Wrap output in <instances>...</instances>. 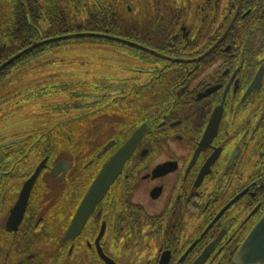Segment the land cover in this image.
Listing matches in <instances>:
<instances>
[{"label": "flooded vegetation", "instance_id": "af4514ba", "mask_svg": "<svg viewBox=\"0 0 264 264\" xmlns=\"http://www.w3.org/2000/svg\"><path fill=\"white\" fill-rule=\"evenodd\" d=\"M35 1L28 26L21 14L18 27L0 20V64L33 41L117 36H48L64 17L46 6L65 0H38L42 12ZM159 1L173 32L160 36L163 18L124 31L144 48L120 42L119 75L94 62L78 80L43 76L55 82L32 98L57 112L41 123L2 131L18 109L17 93L2 86L43 68L61 39L0 70V264H264V0ZM136 130L96 201L99 172Z\"/></svg>", "mask_w": 264, "mask_h": 264}, {"label": "rangeland", "instance_id": "374dc122", "mask_svg": "<svg viewBox=\"0 0 264 264\" xmlns=\"http://www.w3.org/2000/svg\"><path fill=\"white\" fill-rule=\"evenodd\" d=\"M138 1L139 6L135 7L131 3L132 11H124V15L122 14L119 27L113 30L117 36L122 35V31L127 32L131 28L148 30L162 22L163 11L159 0ZM183 18L186 17L184 16ZM56 44H58L56 48L47 51L40 58V60L46 62L43 68H29L25 72L26 78L24 81L2 86L3 91L16 92L18 102L16 105L18 109L14 119L8 117L1 122L2 131H6L9 128L22 130L30 125L34 126L35 124L41 123L49 113L57 112V110L46 109L42 105L46 99L32 98L36 97L34 93L40 91V87L55 82L52 79L42 78L43 76L55 73L59 78L61 75L64 81L78 80L84 75H88H83L80 72L83 67L93 66L94 62H102L101 64L107 62L113 66V69L118 67L117 71H113V75H119L121 71L120 67L125 64L124 45L116 40L82 36L61 39ZM54 62H59V64ZM59 78H56V82H58ZM24 93H29L30 98L20 101L19 98Z\"/></svg>", "mask_w": 264, "mask_h": 264}, {"label": "trees", "instance_id": "16d2710c", "mask_svg": "<svg viewBox=\"0 0 264 264\" xmlns=\"http://www.w3.org/2000/svg\"><path fill=\"white\" fill-rule=\"evenodd\" d=\"M38 5V11L42 12L43 6L42 3L38 0L35 1ZM80 7L79 9L75 8L73 0H65L64 4L58 8L52 9V6L57 5L55 3H51L47 5V12L49 15H55L56 17L63 16L64 19H53L55 25L58 26L59 33L55 32L49 35H56L61 33H69L71 31L78 30H92L97 31L101 29H107L110 32L116 27H119V23L122 19V14L124 15V11L126 10V3H129L131 8L133 5L135 7L139 6L138 0H79ZM163 6L168 5V2H163ZM30 4L28 0H0V20L6 19V23H2L4 26L10 27H18L20 25L16 24L17 21L15 19V14H21V22L24 23L25 26H28V22L26 19V15L30 12ZM162 18L166 21L165 28L160 32V36H169L173 32L172 21L175 17L169 18V11L163 9ZM52 23V21H50ZM162 23V22H161ZM160 23V24H161ZM171 24V25H170ZM55 25H51L52 28ZM158 27L160 25H157ZM50 32V31H49ZM122 35H119L124 38V31H122ZM7 36V35H6ZM4 36V37H6ZM26 35H22L25 37ZM10 37V35H8ZM17 39V38H16ZM19 43L18 39L16 45ZM28 42H21L19 45L24 46ZM14 50L10 52L13 53Z\"/></svg>", "mask_w": 264, "mask_h": 264}, {"label": "water", "instance_id": "95a60500", "mask_svg": "<svg viewBox=\"0 0 264 264\" xmlns=\"http://www.w3.org/2000/svg\"><path fill=\"white\" fill-rule=\"evenodd\" d=\"M235 16L232 17L231 22L234 20ZM231 23L229 24V26ZM78 36H99V37H106L110 38L119 42H126V43H131L134 44L138 47H142L139 44H136L134 42L125 40L124 38L117 37V36H112V35H106L102 33H96V32H78V33H71V34H66V35H61L57 37H52L43 41H33L32 43L29 44V46L23 48L22 50L18 51L17 53L13 54L12 56L8 57L6 60H4L0 64V70L6 66L8 63L11 61L15 60L18 58L20 55L24 54L28 50H31L34 46H36L38 43H43V42H49L52 40H59V39H65L69 37H78ZM144 48V47H142ZM142 131L141 130H136L131 137L126 141V143L118 150L116 154L109 160L102 170L99 172V175L97 176L95 183L93 185L92 191L96 190L97 193V199L96 201L100 198V196L105 192V190L110 186V184L113 182L115 176L118 174L120 170V166L123 164L124 159L128 156L130 153L132 147L134 146L135 142L138 140L140 137ZM203 142H200L195 154L202 148ZM40 169V165L36 168L35 172L33 175H35ZM94 203V201H92ZM261 226H264V217L261 220Z\"/></svg>", "mask_w": 264, "mask_h": 264}]
</instances>
